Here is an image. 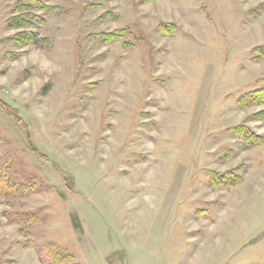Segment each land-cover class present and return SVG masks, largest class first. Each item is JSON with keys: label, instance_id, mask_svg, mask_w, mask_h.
I'll return each instance as SVG.
<instances>
[{"label": "rangeland", "instance_id": "1", "mask_svg": "<svg viewBox=\"0 0 264 264\" xmlns=\"http://www.w3.org/2000/svg\"><path fill=\"white\" fill-rule=\"evenodd\" d=\"M260 45L264 0H0V264H264Z\"/></svg>", "mask_w": 264, "mask_h": 264}, {"label": "trees", "instance_id": "2", "mask_svg": "<svg viewBox=\"0 0 264 264\" xmlns=\"http://www.w3.org/2000/svg\"><path fill=\"white\" fill-rule=\"evenodd\" d=\"M43 8L49 9L51 7H48L47 5H42ZM15 14L10 16L7 19V27L12 30H17L16 32H13L9 37L8 40L10 42H14L16 44H21L23 42L26 43H34V44H40L44 43V39H42L36 32L31 31V27L33 26L34 22L38 23H43L44 19L39 16L36 13H33L30 10V7L28 4L26 5H17L15 8ZM158 30L161 31L162 33L169 34L170 31L167 29L166 23H160ZM101 36L106 40L110 41L116 37L115 34L113 33H101ZM252 53L254 54V57L256 59H264V45L256 46L252 50ZM238 104L243 107L246 105L250 104H264V86L259 87L257 89L251 90L243 94L239 99H238ZM240 127L234 128L233 132L235 134H238L239 136H244V139L248 141L249 146H258L262 145L261 144V139H258L256 141H251L250 138L252 136H248L246 134L242 135L241 131H239ZM232 173L230 172H225L224 176L230 177ZM223 174H216V173H211L210 174V186L212 188H215V182H218V179L222 177ZM230 179L234 180L235 177L231 176ZM2 181V179H0ZM214 180V182L212 181ZM222 181V180H221ZM223 182V181H222ZM226 182V183H224ZM223 184L228 185L231 184L229 183L230 181H224ZM218 184V183H217ZM0 194H5L3 190H0ZM21 224H26V221L24 218L19 219L18 221ZM56 264V262L54 263Z\"/></svg>", "mask_w": 264, "mask_h": 264}]
</instances>
